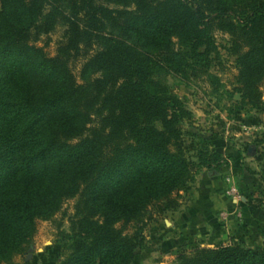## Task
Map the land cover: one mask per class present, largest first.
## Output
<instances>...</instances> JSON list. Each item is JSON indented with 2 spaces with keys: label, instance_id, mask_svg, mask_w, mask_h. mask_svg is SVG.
<instances>
[{
  "label": "trees",
  "instance_id": "1",
  "mask_svg": "<svg viewBox=\"0 0 264 264\" xmlns=\"http://www.w3.org/2000/svg\"><path fill=\"white\" fill-rule=\"evenodd\" d=\"M59 20L49 56L34 43ZM215 32L239 104L263 108L264 0H0V264L72 198L59 264L132 262L149 208L174 210L192 181L180 127L191 112L158 74L207 72ZM172 264H264V247H197Z\"/></svg>",
  "mask_w": 264,
  "mask_h": 264
},
{
  "label": "rangeland",
  "instance_id": "2",
  "mask_svg": "<svg viewBox=\"0 0 264 264\" xmlns=\"http://www.w3.org/2000/svg\"><path fill=\"white\" fill-rule=\"evenodd\" d=\"M64 29L59 20L34 44L53 56L64 40ZM214 40L217 53L211 54L207 72L192 75L188 69L186 76L172 70L158 74L191 112L180 127L192 181L187 190L177 192L174 210L149 208L143 245L130 264H172L181 252L228 243L264 247V106L239 104L237 68L227 50L228 36L215 32ZM84 61L79 56L69 62L79 81ZM261 91L264 101V85ZM74 203V198L66 199L50 218L38 219L27 250L1 264H59L69 252L66 234ZM179 214L190 216L186 226L176 224Z\"/></svg>",
  "mask_w": 264,
  "mask_h": 264
},
{
  "label": "crops",
  "instance_id": "3",
  "mask_svg": "<svg viewBox=\"0 0 264 264\" xmlns=\"http://www.w3.org/2000/svg\"><path fill=\"white\" fill-rule=\"evenodd\" d=\"M207 198H208V197H207ZM209 203H210V202H209ZM192 211H193V210H192ZM179 216H180V214L178 215V217H179ZM178 217H177V218H178ZM189 217H190V216L187 217L186 215H181V216H180V219H181V220L179 221V219H176L175 222H176V224H178V225H181V224H182V225H185V224H186V221H187L186 219H188ZM187 222H188V221H187ZM185 226H186V225H185Z\"/></svg>",
  "mask_w": 264,
  "mask_h": 264
},
{
  "label": "built area",
  "instance_id": "4",
  "mask_svg": "<svg viewBox=\"0 0 264 264\" xmlns=\"http://www.w3.org/2000/svg\"><path fill=\"white\" fill-rule=\"evenodd\" d=\"M228 180H230V178H228Z\"/></svg>",
  "mask_w": 264,
  "mask_h": 264
}]
</instances>
